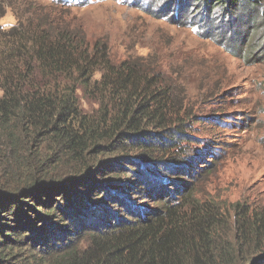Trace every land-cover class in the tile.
I'll use <instances>...</instances> for the list:
<instances>
[{
  "label": "trees",
  "instance_id": "trees-1",
  "mask_svg": "<svg viewBox=\"0 0 264 264\" xmlns=\"http://www.w3.org/2000/svg\"><path fill=\"white\" fill-rule=\"evenodd\" d=\"M36 1L0 0V264H264V207L199 196L214 165L195 133L220 96L178 98L159 62L118 61L68 20L86 6ZM133 1L264 55V0Z\"/></svg>",
  "mask_w": 264,
  "mask_h": 264
},
{
  "label": "rangeland",
  "instance_id": "rangeland-1",
  "mask_svg": "<svg viewBox=\"0 0 264 264\" xmlns=\"http://www.w3.org/2000/svg\"><path fill=\"white\" fill-rule=\"evenodd\" d=\"M21 1L29 6L33 0ZM135 4L133 0L61 2V6H86L71 9L68 20L76 19L90 41L107 40L114 59L132 57L145 66L159 62L178 98L196 102L204 89L220 96L219 109H204L208 116L216 115L217 123L199 126L195 133L214 165L211 174L204 175L199 196L227 208L237 203L264 207V55L247 62L205 40L194 28L151 20ZM1 23L11 26L14 19L8 13ZM194 148L187 146L188 153Z\"/></svg>",
  "mask_w": 264,
  "mask_h": 264
}]
</instances>
